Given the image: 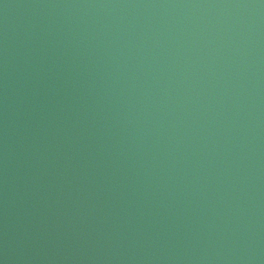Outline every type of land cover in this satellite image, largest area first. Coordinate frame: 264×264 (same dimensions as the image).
<instances>
[{
  "label": "water",
  "instance_id": "obj_1",
  "mask_svg": "<svg viewBox=\"0 0 264 264\" xmlns=\"http://www.w3.org/2000/svg\"><path fill=\"white\" fill-rule=\"evenodd\" d=\"M0 264H264V0H0Z\"/></svg>",
  "mask_w": 264,
  "mask_h": 264
}]
</instances>
